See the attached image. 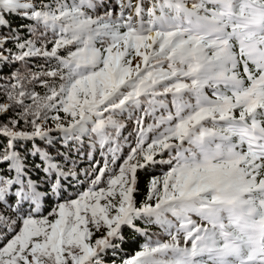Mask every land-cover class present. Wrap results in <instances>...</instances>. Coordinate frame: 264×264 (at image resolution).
Masks as SVG:
<instances>
[{"label": "snow or ice", "instance_id": "obj_1", "mask_svg": "<svg viewBox=\"0 0 264 264\" xmlns=\"http://www.w3.org/2000/svg\"><path fill=\"white\" fill-rule=\"evenodd\" d=\"M236 16L264 0H0V264H264Z\"/></svg>", "mask_w": 264, "mask_h": 264}, {"label": "trees", "instance_id": "obj_2", "mask_svg": "<svg viewBox=\"0 0 264 264\" xmlns=\"http://www.w3.org/2000/svg\"><path fill=\"white\" fill-rule=\"evenodd\" d=\"M16 23H19V21H16ZM145 190H146V189H144L143 186H142V191H145ZM140 199H143V196H141ZM154 231H158V230L154 229ZM136 247H137L136 245H133V246L129 247V248L127 249V251H129V252H133V251L136 249Z\"/></svg>", "mask_w": 264, "mask_h": 264}]
</instances>
